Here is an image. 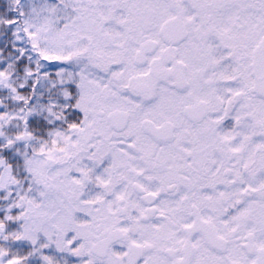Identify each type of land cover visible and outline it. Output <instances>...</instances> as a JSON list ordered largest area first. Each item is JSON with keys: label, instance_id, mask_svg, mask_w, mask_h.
Segmentation results:
<instances>
[{"label": "snow or ice", "instance_id": "obj_1", "mask_svg": "<svg viewBox=\"0 0 264 264\" xmlns=\"http://www.w3.org/2000/svg\"><path fill=\"white\" fill-rule=\"evenodd\" d=\"M0 264H264V0H0Z\"/></svg>", "mask_w": 264, "mask_h": 264}]
</instances>
